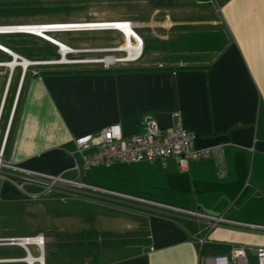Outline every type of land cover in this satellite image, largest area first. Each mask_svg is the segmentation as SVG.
Instances as JSON below:
<instances>
[{
	"label": "crops",
	"instance_id": "1",
	"mask_svg": "<svg viewBox=\"0 0 264 264\" xmlns=\"http://www.w3.org/2000/svg\"><path fill=\"white\" fill-rule=\"evenodd\" d=\"M128 3L135 5L134 13L102 21L131 23L141 47L133 62L104 66L100 59L80 55L64 62L61 53V60L58 55L41 58L0 43V152L2 162L16 168L2 169L0 205H20L33 195L59 197L61 203L90 211L78 221L61 218L54 224L55 233H62L81 221L88 227L84 235L95 234L102 241L99 249L81 257L84 264H206L209 258L230 257L233 246H264V234L255 231L208 229L193 217L96 190L47 192L28 180L27 173L80 180L94 188L264 225V0ZM104 30L119 40L103 47L124 43L123 32ZM8 50L30 62L26 70L19 64L5 66L13 60ZM174 112L192 135L193 148H224L223 178L212 161L193 162L182 173L177 158L166 165L98 167L80 176L74 169L80 163L76 138L110 124H119L123 135L131 136L146 113L160 128H171ZM120 179L137 190L115 185ZM80 202L90 206L80 208ZM247 255L253 254L247 250Z\"/></svg>",
	"mask_w": 264,
	"mask_h": 264
},
{
	"label": "rangeland",
	"instance_id": "2",
	"mask_svg": "<svg viewBox=\"0 0 264 264\" xmlns=\"http://www.w3.org/2000/svg\"><path fill=\"white\" fill-rule=\"evenodd\" d=\"M134 7L135 5L128 3V0H0V27L28 25L49 27V31H43L38 35L34 33L4 34L0 36V43L13 47L15 50L24 48L23 51L28 55L41 58L58 55V59L61 60L60 47L58 46L60 43L71 51L64 56L66 61H70L75 55L83 56V59H105L104 56L116 55L114 60H123L127 58L126 52L123 50L126 46L125 35L124 43L118 48L103 47L102 45H107L111 41H118L119 36L113 37L112 33L103 32L104 29H61L57 31L51 27H55L52 25L82 22L101 23L102 20L131 15L135 12ZM134 37L130 39L132 47L138 45L135 40L137 38ZM116 38L118 40H115ZM147 54V48H145L144 57ZM123 61L116 62V64L122 65L125 62H133L128 59ZM1 172L2 169L0 175ZM27 176L32 183L44 186L43 180L39 177ZM29 189L34 191L32 187ZM47 196L51 197V193ZM57 198L56 200L46 198L43 200L31 195L28 202L20 205H0V236H35L39 231H44L45 238L54 239V243L48 241L44 248L43 256L46 264H84L81 257H84L88 252L99 249L102 246V241L95 234L94 236L84 235L88 227L83 228L86 224L81 221L79 226L75 223V227L66 228L65 232L62 233H55L57 228L54 227V224L55 220L61 221V218L71 222L73 217L75 221H78V216L87 217L86 214L90 211L80 210L69 201L63 200L61 203L60 198ZM78 204H80V208L90 206L82 202ZM81 220L86 219L81 218ZM262 221H264V216H262ZM61 238L63 243H59ZM30 250L33 255L37 254L34 247H30ZM22 251L16 246H0V259L23 258L25 253ZM80 259L82 262L79 261ZM248 260L249 264H257V259L253 255H249Z\"/></svg>",
	"mask_w": 264,
	"mask_h": 264
},
{
	"label": "built area",
	"instance_id": "3",
	"mask_svg": "<svg viewBox=\"0 0 264 264\" xmlns=\"http://www.w3.org/2000/svg\"><path fill=\"white\" fill-rule=\"evenodd\" d=\"M92 24L104 26L99 29L117 30L116 27L107 26L109 24L130 25L131 23H73L52 26L57 27V31L61 29L93 30L95 28L88 26ZM10 27L16 26L0 27V33H27L25 31L10 32L7 30H3L5 28ZM59 27L64 28L60 29ZM132 34L133 36H135L133 31ZM140 53L141 51L139 52V54L135 55V57L130 61L137 60L140 57ZM123 60L115 59V62H112V64H116V62H122ZM98 61L101 62L104 66L109 65L104 61V59H100ZM172 119L174 121L172 127L162 129L159 127L155 117L152 114L146 113L141 118L138 131L131 136H124L119 124H110L97 133L86 134L76 138L74 140V144L76 146V153L80 158V163H75L74 169L80 176L83 173H87V171H89L90 169L98 167H111L115 164L130 165L141 162L154 161H160L163 165H166L167 161L171 158H177V168L182 173L187 172L190 168L191 163L193 162L212 161L216 167L218 177L223 178L226 174L224 148L220 146L205 149L193 148L191 145L193 137L188 131H186L182 127L179 112H174L172 114ZM1 156L2 152H0V171L1 169H16L8 164L3 163ZM27 175L39 177L40 179H42L44 184V186L42 187L47 192L55 190L60 191V189L65 190L67 188L96 190L100 193H105L107 195L114 196L120 199L138 202L159 208L161 210L171 211L188 217H193L198 221L206 222L208 229L219 226H225L228 228L244 229L264 234V225L262 224H247L235 220H229L222 216H210L197 211L185 210L178 207L170 206L168 204L145 200L138 197L125 195L119 192L94 188L80 182V180H65L61 177H49L34 173H27ZM1 241L3 242H0V244L3 243L5 245L19 247L23 250L25 256L23 258L18 259H0L3 261H0V264H29L28 262L22 261L23 259L29 257H31L33 260L32 264H44L38 260L39 257H43L44 248L47 243V238H45L43 234H37L35 236L11 237L3 239ZM30 247L35 248V250L37 251L36 255L32 254ZM247 250L250 251L256 257L257 264H264V246L246 247L242 245L233 246L230 257L220 256L215 258H209L206 260V264H249Z\"/></svg>",
	"mask_w": 264,
	"mask_h": 264
},
{
	"label": "bare ground",
	"instance_id": "4",
	"mask_svg": "<svg viewBox=\"0 0 264 264\" xmlns=\"http://www.w3.org/2000/svg\"><path fill=\"white\" fill-rule=\"evenodd\" d=\"M96 23H100V22H96ZM89 27H93V28H95V29H99V28H101V27H104V26H102V25H98V24H92V25H88ZM116 27V29L117 30H119V31H121V32H123V34L125 35V38H126V46H125V48L123 49L125 52H126V55H127V58L126 59H129V60H132L134 57H135V55H137V54H139V52L141 51V47H140V45H139V42H138V40L137 39H135L136 40V42L138 43V45L137 46H135V47H132L131 46V44H130V39H131V37H134L133 36V34H132V31H131V28H130V25H123V24H113V25H111V24H109L107 27ZM51 28H57V27H51ZM60 28V27H59ZM61 28H64V27H61ZM60 28V29H61ZM49 29V27H46V26H40V25H37V26H34V25H28V26H16V27H10V28H5V29H3V30H7V31H10V32H17V31H25V32H27V33H34V34H36V35H38V34H40L41 32H43V31H49L48 30ZM54 30V29H53ZM135 38V37H134ZM60 46V53L62 54V55H66L67 53H69V52H71L70 51V49L68 48V47H66V46H64L63 44H59ZM7 52H9V51H7ZM63 60H61V61H66L65 59V57H63L62 58ZM98 61V60H97ZM104 61L106 62V63H109V62H115V60H114V58L113 57H108V58H105L104 59ZM17 62H20V61H10V62H8V63H6L5 64V66H7V67H9L10 69H13L16 65H17ZM24 62V65H25V68L30 64H27L29 61H27V60H24L23 61ZM59 62V61H58ZM124 62V61H123ZM33 63V62H32ZM27 64V65H26ZM43 258L44 257H39V261L41 262V263H43ZM0 261H2V260H0ZM23 262H28L29 264H32V258L31 257H29V258H25V259H23L22 260ZM3 262V261H2Z\"/></svg>",
	"mask_w": 264,
	"mask_h": 264
},
{
	"label": "trees",
	"instance_id": "5",
	"mask_svg": "<svg viewBox=\"0 0 264 264\" xmlns=\"http://www.w3.org/2000/svg\"><path fill=\"white\" fill-rule=\"evenodd\" d=\"M112 167H109V168H101L100 170H109V169H111ZM107 179H109V176H107ZM120 181L121 182H114L115 183V185H119V184H117V183H123V187H127V189L129 188L128 186H129V184H127L126 185V183H128L127 182V180H124V179H120ZM130 190H133V191H136L137 189H132V188H129ZM113 191V190H112ZM146 197H148V198H151V196L150 195H147Z\"/></svg>",
	"mask_w": 264,
	"mask_h": 264
},
{
	"label": "water",
	"instance_id": "6",
	"mask_svg": "<svg viewBox=\"0 0 264 264\" xmlns=\"http://www.w3.org/2000/svg\"><path fill=\"white\" fill-rule=\"evenodd\" d=\"M60 46V45H59ZM9 54L12 56V58H13V61L15 62L17 59H20L21 60V62H17V64H19V65H21L22 67H23V70H25V65H24V59H22V58H20L17 54H14V53H12V52H9ZM64 55H62V57H63ZM30 62H28L27 64H29ZM26 64V65H27ZM1 240H3V239H0V242H3V241H1Z\"/></svg>",
	"mask_w": 264,
	"mask_h": 264
}]
</instances>
